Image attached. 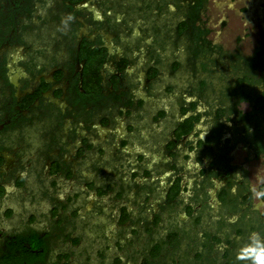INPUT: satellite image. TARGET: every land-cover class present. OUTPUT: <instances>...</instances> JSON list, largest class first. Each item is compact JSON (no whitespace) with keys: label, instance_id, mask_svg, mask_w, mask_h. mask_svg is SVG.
I'll return each instance as SVG.
<instances>
[{"label":"flooded vegetation","instance_id":"obj_1","mask_svg":"<svg viewBox=\"0 0 264 264\" xmlns=\"http://www.w3.org/2000/svg\"><path fill=\"white\" fill-rule=\"evenodd\" d=\"M129 1L0 0V264H236L264 235V37Z\"/></svg>","mask_w":264,"mask_h":264},{"label":"rangeland","instance_id":"obj_2","mask_svg":"<svg viewBox=\"0 0 264 264\" xmlns=\"http://www.w3.org/2000/svg\"><path fill=\"white\" fill-rule=\"evenodd\" d=\"M143 0H130L126 8H121L125 16H138L135 5ZM173 1V0H172ZM174 12V5L169 4ZM209 17V39L220 44L224 50L232 51L238 46L245 54H251L258 41L264 37V0H209L207 3ZM147 19L153 22L151 33L158 35L168 29L174 17L168 12ZM140 22V20H138ZM152 24V25H153Z\"/></svg>","mask_w":264,"mask_h":264},{"label":"clouds","instance_id":"obj_3","mask_svg":"<svg viewBox=\"0 0 264 264\" xmlns=\"http://www.w3.org/2000/svg\"><path fill=\"white\" fill-rule=\"evenodd\" d=\"M71 17L65 18L62 24L67 27V22ZM257 196H264V192H255ZM235 250L236 264H264V235L251 231L246 237L237 238Z\"/></svg>","mask_w":264,"mask_h":264},{"label":"trees","instance_id":"obj_4","mask_svg":"<svg viewBox=\"0 0 264 264\" xmlns=\"http://www.w3.org/2000/svg\"><path fill=\"white\" fill-rule=\"evenodd\" d=\"M207 34V33H206ZM262 57H261V60L262 62L260 63H257L256 65V70L259 71L260 73H264V49H262Z\"/></svg>","mask_w":264,"mask_h":264}]
</instances>
